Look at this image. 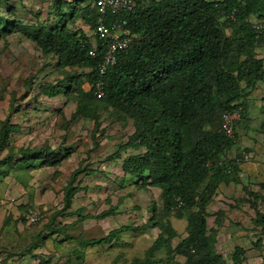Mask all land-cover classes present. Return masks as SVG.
I'll use <instances>...</instances> for the list:
<instances>
[{"label":"rangeland","instance_id":"1","mask_svg":"<svg viewBox=\"0 0 264 264\" xmlns=\"http://www.w3.org/2000/svg\"><path fill=\"white\" fill-rule=\"evenodd\" d=\"M77 1L0 0V130L11 129L0 151V264H199L205 250L220 264H236L238 248L242 264H264V226L254 222L257 210L264 213V78L247 70L241 96L230 101L210 75L213 96L191 124L196 133L221 132L228 108L243 105L234 119L237 143L222 158L226 175L213 177L212 169L195 188L199 201L215 185L206 206L210 241L200 253L183 245L199 205L168 209L147 149L119 148L137 131L133 107L96 98L88 67L62 66L56 52L19 30L80 32L94 43L81 16L92 0ZM227 15L218 14L233 50L217 68L237 75L249 58L264 64V43L241 53L243 34ZM243 151L248 159L232 163ZM31 212L40 216L35 224Z\"/></svg>","mask_w":264,"mask_h":264},{"label":"trees","instance_id":"2","mask_svg":"<svg viewBox=\"0 0 264 264\" xmlns=\"http://www.w3.org/2000/svg\"><path fill=\"white\" fill-rule=\"evenodd\" d=\"M83 1L87 0H78L76 4L82 5ZM74 13L72 10L71 15ZM222 13L228 14L232 23L239 24V31L243 34L238 46L241 53L245 54L249 49L253 53L252 48L264 43V30L259 32L249 21L251 15L264 19V0H135V13L129 17L128 27L132 33H142L143 37L134 41L129 58L121 59L104 76V97L133 107L138 116L137 131L119 144V148L147 149L148 156L157 162L153 183L163 190L168 209L181 208L185 204L199 205L198 211L190 215V234L183 245L189 244L200 253L210 241L205 236L206 206L215 185L212 183V189L200 196L199 201L196 200L195 188L212 169H217L213 177L226 175L228 166L222 158L229 148L236 145L237 133L233 138L223 130L196 133L191 124L198 116L199 105L213 96L214 85L210 75L220 91L232 96L230 101L241 96L238 82L248 76L247 70L256 80L264 78L262 59H247L237 75L217 68L225 55L233 50L218 16ZM81 14L85 23L94 29L97 18L94 0L81 8ZM18 27L43 50L56 52L62 66L88 67L90 75L98 78L92 68L101 55L96 58L89 56L92 43L84 33L26 24ZM240 107L243 113V105L239 104L231 105L227 112ZM10 131L6 127L0 130V151ZM42 150L34 148L31 151ZM240 154L239 158H242L243 153ZM231 162L241 161L236 158ZM140 163L139 160V167H144ZM72 195L69 190L67 205L72 203ZM254 222L264 226V213L257 210ZM236 252L235 263L242 264L243 249L238 248ZM219 260L213 250H205L199 264H220Z\"/></svg>","mask_w":264,"mask_h":264},{"label":"built area","instance_id":"3","mask_svg":"<svg viewBox=\"0 0 264 264\" xmlns=\"http://www.w3.org/2000/svg\"><path fill=\"white\" fill-rule=\"evenodd\" d=\"M94 5L97 18L93 33L95 38L100 40L101 48L94 43L88 53L93 58L101 55V60L92 68L98 74V78L93 83L94 92L97 97L101 98L105 95L104 76L110 67L117 64L121 55L127 58L128 51L133 44L134 37L128 25L129 17L135 13V0H94ZM254 27L262 32L264 19L260 20L258 24H254ZM240 116L241 108L224 114L221 129L227 136L235 137L234 119ZM244 157L248 159L247 153L244 154ZM27 218L30 223H36L40 216L37 212H31Z\"/></svg>","mask_w":264,"mask_h":264},{"label":"clouds","instance_id":"4","mask_svg":"<svg viewBox=\"0 0 264 264\" xmlns=\"http://www.w3.org/2000/svg\"><path fill=\"white\" fill-rule=\"evenodd\" d=\"M257 18H259V20H262V19H263V18H260V17H258V16H257ZM253 27H254V24H253ZM93 30H94V29H93ZM131 34H132L133 37H134V34H135V33H132V32H131ZM94 37H95V35H94ZM135 40H136V38L134 37V41H135ZM134 41H133V44H134ZM99 42H100V40H97V39L95 38V42H94V43L98 44L99 47L101 48V44H100ZM94 43H92V45H93ZM133 44H132L131 48H130L129 51H128V56H127V58H124V55H121V58L119 59V61H120L121 59H128V58H129V52L131 51V49H132V47H133ZM100 60H101V59H100ZM100 60H99V61H100ZM99 61H98V62H99ZM119 61H118V62H119ZM118 62H117V63H118ZM114 66H115V65H114ZM112 67H113V66H112ZM110 68H111V67H110ZM110 68H109V69H110ZM106 75H107V74H106ZM106 75H105V76H106ZM94 81H95V80H94ZM94 81H93V83H94ZM93 89L95 90L94 87H93ZM94 95H95V92H94ZM104 96H105V95H104ZM104 96H103V97H104ZM95 97L98 98V99L103 98V97L99 98V97H97L96 95H95ZM240 108H241V107H240ZM241 109H242V108H241ZM235 110H236V109H235ZM228 112H229V111H228ZM232 112H233V111H232ZM241 113H242V111H241ZM221 130H222V129H221ZM242 153H243V157L240 158V160H238V161H242V160L246 159V158L244 157L245 151H243ZM247 155H248V154H247Z\"/></svg>","mask_w":264,"mask_h":264},{"label":"crops","instance_id":"5","mask_svg":"<svg viewBox=\"0 0 264 264\" xmlns=\"http://www.w3.org/2000/svg\"><path fill=\"white\" fill-rule=\"evenodd\" d=\"M86 259H87V258H86ZM87 261H88V260H87ZM71 262H72V259H71L70 261H68L67 264H71Z\"/></svg>","mask_w":264,"mask_h":264}]
</instances>
